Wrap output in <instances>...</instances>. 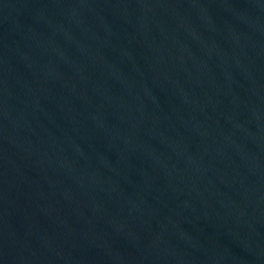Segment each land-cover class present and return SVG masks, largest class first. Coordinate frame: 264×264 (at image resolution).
I'll list each match as a JSON object with an SVG mask.
<instances>
[{
	"label": "water",
	"instance_id": "obj_1",
	"mask_svg": "<svg viewBox=\"0 0 264 264\" xmlns=\"http://www.w3.org/2000/svg\"><path fill=\"white\" fill-rule=\"evenodd\" d=\"M0 264H264V0H0Z\"/></svg>",
	"mask_w": 264,
	"mask_h": 264
}]
</instances>
